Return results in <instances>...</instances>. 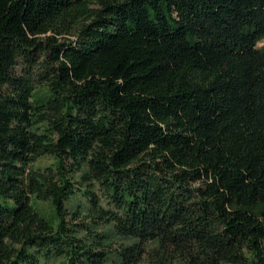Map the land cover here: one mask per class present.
Wrapping results in <instances>:
<instances>
[{"label":"trees","instance_id":"16d2710c","mask_svg":"<svg viewBox=\"0 0 264 264\" xmlns=\"http://www.w3.org/2000/svg\"><path fill=\"white\" fill-rule=\"evenodd\" d=\"M0 264H264V0H0Z\"/></svg>","mask_w":264,"mask_h":264},{"label":"rangeland","instance_id":"374dc122","mask_svg":"<svg viewBox=\"0 0 264 264\" xmlns=\"http://www.w3.org/2000/svg\"><path fill=\"white\" fill-rule=\"evenodd\" d=\"M54 162V159L50 156H44L41 159H39L38 162H36V165H49L52 164ZM38 205L46 210L47 212H51L52 213V207L50 205L49 202H39Z\"/></svg>","mask_w":264,"mask_h":264}]
</instances>
